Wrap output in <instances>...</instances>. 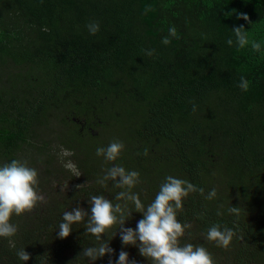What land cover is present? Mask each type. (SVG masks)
Returning <instances> with one entry per match:
<instances>
[{
    "label": "trees",
    "instance_id": "16d2710c",
    "mask_svg": "<svg viewBox=\"0 0 264 264\" xmlns=\"http://www.w3.org/2000/svg\"><path fill=\"white\" fill-rule=\"evenodd\" d=\"M93 21L100 24L95 35L87 27ZM240 25L249 44L229 46ZM170 27L177 34L165 45ZM252 41L264 43V0H0V163L21 159L29 146L48 154L51 173L43 181L38 173V182L53 181L67 170L47 152L57 141L94 183L84 189L87 198L97 191L115 197L104 191L120 190L112 181L97 180L120 164L140 173L133 191L145 205L168 175L188 180L195 190L177 218L191 228L181 242L203 245L215 264H264V51L253 50ZM241 76L249 81L246 91ZM117 125L127 134L125 147L106 161L96 148L114 141L108 133ZM38 139L41 150L33 144ZM42 182L38 189L45 191ZM213 188L217 195L209 200ZM81 191L50 195L46 205L19 215L15 247L0 237V264H24L16 255L21 248L30 255L25 264L115 259L81 255L99 243L85 231L87 219L58 236L63 212L80 206ZM141 218L134 212L126 226ZM214 224L234 229L228 248L206 239ZM119 227L102 234L116 255ZM125 250L130 262L151 264L137 247Z\"/></svg>",
    "mask_w": 264,
    "mask_h": 264
},
{
    "label": "clouds",
    "instance_id": "9594fccd",
    "mask_svg": "<svg viewBox=\"0 0 264 264\" xmlns=\"http://www.w3.org/2000/svg\"><path fill=\"white\" fill-rule=\"evenodd\" d=\"M240 16L248 20L245 13ZM88 30L95 35L100 31L98 21L90 22ZM243 25L232 28L235 41L230 37L226 43L232 46L234 43L243 48L249 44L247 32ZM175 27H170L168 35L162 38V43L168 45L171 37L176 36ZM253 50L264 51V43L252 41ZM151 55L153 50H147ZM239 87L247 90L249 81L245 76L240 77ZM195 108V106H194ZM125 145L122 141L114 140L106 146L96 148L97 156H103L106 161H116L120 157ZM69 167H71L69 165ZM108 181L120 189L116 192L115 201L105 194L92 195L89 207H73L71 211H64L63 218L58 226V236L68 237L73 231V225L87 219L85 231L95 236L98 244L84 248L81 255L96 261L105 256L115 257L109 259V264H136L130 262V254L125 248L132 245L138 248L141 256L151 261V264H215L212 253L203 245L182 243L181 238L186 230L191 228L187 221L181 222L177 218L178 210L183 208V199L189 192L195 190L194 185L185 179L168 175L161 183L155 199L145 205L138 192L133 188L140 181V173L137 170H129L120 164H113L97 180V183L106 186ZM204 194V189H199ZM217 195L213 188L206 198L211 200ZM45 197L38 190V170L21 159H12L10 162L0 163V237L9 238V244L15 247V241L11 239L18 232V225L12 222L13 215L19 216L33 210L38 202ZM134 207L135 211L131 208ZM230 213L237 212V207L228 209ZM134 212L142 213V218L136 226L127 227L129 217ZM119 224V234L122 248L116 255V250L111 246L109 238L104 239L102 234ZM108 237V236H107ZM234 238V229L221 227L219 224L210 226L206 231V239L213 241L219 247L228 248ZM16 255L24 262L30 259L26 249H17Z\"/></svg>",
    "mask_w": 264,
    "mask_h": 264
},
{
    "label": "rangeland",
    "instance_id": "374dc122",
    "mask_svg": "<svg viewBox=\"0 0 264 264\" xmlns=\"http://www.w3.org/2000/svg\"><path fill=\"white\" fill-rule=\"evenodd\" d=\"M12 83H13V81L12 82H9V85H11ZM58 112H56V113H58ZM68 126L69 125H64V128L65 129L60 132L64 137H66V130H67ZM57 132H59V131H57ZM63 136H59L60 139H61V141L64 140V137ZM108 136H109V138H111L113 140H119V141H122L123 143H125L126 142V139H127V134H125V133L122 132V129H121L120 125H117L116 127H113L110 130V133H108ZM48 139H52V140L54 139L52 132L48 135ZM33 144L36 146L37 150H41V147H39V146H41V143H40V140L39 139L38 140H34ZM28 147L23 151V156H22L21 159L24 160V161H26L30 166L31 165H33L34 167L37 166L38 169H40V170L43 171V173H41L43 175H41V176H45L44 173L50 172L49 168H47V165L44 163V159H45V157L48 158V154H44V153H41L40 154L39 152L37 153L35 151H32L33 149L31 147H30L31 149L28 148ZM50 150H51L52 157H55V161H54V165L55 166L58 167L59 164L65 165V164L68 163V160L70 159L71 155L69 154V152H67L66 150H64V148L59 143H57V141H55V144L53 145V148H51V146H50L47 149V152L50 151ZM37 156H38V158H37ZM4 162L5 161H3L1 163H4ZM102 170H105V168H102ZM104 173H105V171H104ZM43 178H47V177L46 176L45 177H42V181H43ZM42 181H40V182H42ZM40 182H38V188H40L39 187ZM42 183L45 184L44 182H42ZM92 184H94V183H92ZM38 190L42 194L43 189H38ZM104 191H105V193L108 194V196L110 195V196H113L114 197L115 194H116V190L115 189L113 190L110 187H108ZM39 203L40 202L37 203L36 207L33 210H31V211H29L27 213L34 212L35 210H38V208L41 207V203L40 204ZM23 214H25V213H23ZM23 214H21V215H23ZM17 217L18 216L13 215L12 222L16 221L17 220ZM136 223H135V225H136ZM85 260H86V258L81 257V256L80 257L78 256L79 263H77V264H87L88 261H85ZM141 263H142V260H138L137 261V264H141Z\"/></svg>",
    "mask_w": 264,
    "mask_h": 264
},
{
    "label": "flooded vegetation",
    "instance_id": "af4514ba",
    "mask_svg": "<svg viewBox=\"0 0 264 264\" xmlns=\"http://www.w3.org/2000/svg\"><path fill=\"white\" fill-rule=\"evenodd\" d=\"M85 129L86 128L84 126L82 128V131H84ZM66 151L69 152V154L72 157L73 152L70 150H66ZM71 157L68 160L67 164L62 165V166H65L67 170L58 171L57 173H59V176L55 177L56 179H54L53 181L48 179L44 182L47 187H45L46 189L45 191L42 192V194L40 193L41 195L45 197L44 201L40 202L42 206L46 205V203L49 201L50 195H63L65 194V192L82 190L80 192V197L78 198V200L80 201L79 207H83V208H86L87 206L89 207V200L92 195L87 198L86 193L89 188L90 190H92L91 189L92 184L89 185V183H92V182H88L87 178L83 174V173H87V171L79 168V166L77 165V162L73 159V157L72 158ZM69 165L71 167H69ZM31 166L34 167L33 165ZM34 168L38 170V173H43V171L38 169L37 166ZM84 189H87V190L84 191ZM94 195H98V191Z\"/></svg>",
    "mask_w": 264,
    "mask_h": 264
}]
</instances>
